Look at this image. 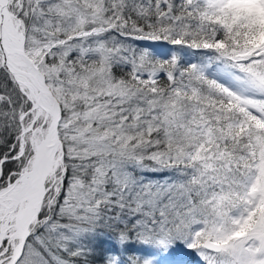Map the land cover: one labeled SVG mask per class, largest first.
I'll list each match as a JSON object with an SVG mask.
<instances>
[{"label": "snow or ice", "instance_id": "1", "mask_svg": "<svg viewBox=\"0 0 264 264\" xmlns=\"http://www.w3.org/2000/svg\"><path fill=\"white\" fill-rule=\"evenodd\" d=\"M0 264H264V0H0Z\"/></svg>", "mask_w": 264, "mask_h": 264}, {"label": "trees", "instance_id": "2", "mask_svg": "<svg viewBox=\"0 0 264 264\" xmlns=\"http://www.w3.org/2000/svg\"><path fill=\"white\" fill-rule=\"evenodd\" d=\"M105 246H107V245H105Z\"/></svg>", "mask_w": 264, "mask_h": 264}]
</instances>
